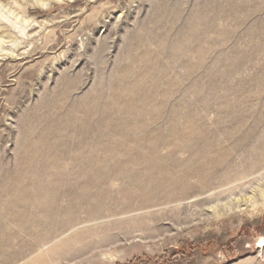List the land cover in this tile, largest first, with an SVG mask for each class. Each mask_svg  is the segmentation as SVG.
Listing matches in <instances>:
<instances>
[{
    "label": "rangeland",
    "instance_id": "1",
    "mask_svg": "<svg viewBox=\"0 0 264 264\" xmlns=\"http://www.w3.org/2000/svg\"><path fill=\"white\" fill-rule=\"evenodd\" d=\"M0 264H264V0H0Z\"/></svg>",
    "mask_w": 264,
    "mask_h": 264
},
{
    "label": "bare ground",
    "instance_id": "2",
    "mask_svg": "<svg viewBox=\"0 0 264 264\" xmlns=\"http://www.w3.org/2000/svg\"><path fill=\"white\" fill-rule=\"evenodd\" d=\"M200 166H201V165H200ZM184 175H185V174H184ZM174 176H175V175H174ZM145 185H146V184H143V186H145ZM143 186H142V187H143ZM147 186H148V185H147ZM147 186H145V187H147ZM142 187H141V188H142ZM142 190H144V189H142ZM145 190H146V188H145ZM124 208L127 209L128 207H124ZM93 214H94V213H93Z\"/></svg>",
    "mask_w": 264,
    "mask_h": 264
}]
</instances>
